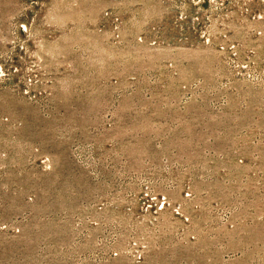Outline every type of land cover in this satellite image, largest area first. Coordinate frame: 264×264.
I'll return each mask as SVG.
<instances>
[{"label":"rangeland","instance_id":"rangeland-1","mask_svg":"<svg viewBox=\"0 0 264 264\" xmlns=\"http://www.w3.org/2000/svg\"><path fill=\"white\" fill-rule=\"evenodd\" d=\"M0 264H264V0H0Z\"/></svg>","mask_w":264,"mask_h":264}]
</instances>
